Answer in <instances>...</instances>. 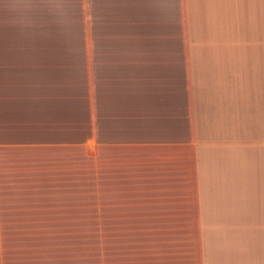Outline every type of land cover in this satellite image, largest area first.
Segmentation results:
<instances>
[{"label":"crops","instance_id":"1","mask_svg":"<svg viewBox=\"0 0 264 264\" xmlns=\"http://www.w3.org/2000/svg\"><path fill=\"white\" fill-rule=\"evenodd\" d=\"M2 1L18 21L70 2ZM85 1L97 25L144 34L79 53L75 75L52 61L68 53L0 52L1 228L62 193L192 236L166 264H264V0Z\"/></svg>","mask_w":264,"mask_h":264},{"label":"rangeland","instance_id":"2","mask_svg":"<svg viewBox=\"0 0 264 264\" xmlns=\"http://www.w3.org/2000/svg\"><path fill=\"white\" fill-rule=\"evenodd\" d=\"M16 1L4 0L2 3L13 4ZM67 1L70 2L65 4L66 10L62 8L63 4L48 7L49 12L39 8L43 12L35 11L38 17L33 19L37 21L29 18L21 21L24 15L18 21L14 8L0 11V52L16 51L17 46L24 45L36 51L68 53L71 55L52 61L61 66L64 63L73 73L80 71L81 64L87 66V62L91 63L90 55L87 59L79 53L128 50V35L142 37L144 34L143 29H138L139 34L133 29L130 33L129 28L113 26L111 22L106 26L103 23L97 25L99 22L91 21V15L85 14V0ZM29 4L35 9V3ZM38 42L42 48L38 47ZM61 195L49 205L41 206L37 213H23L26 218H39L36 223L28 222L4 229L1 227L6 226H2L0 221L1 232H13L0 234V264H166L168 253L174 258V250L178 246L194 242L190 235L144 233L142 220L115 219L106 222L105 218L96 217L100 214L96 213V205L90 204L89 197L86 205L70 202L67 205V198H61ZM3 216L8 218L10 213Z\"/></svg>","mask_w":264,"mask_h":264}]
</instances>
